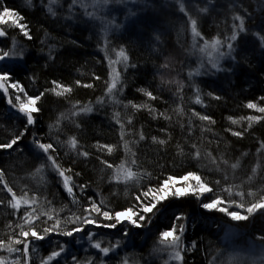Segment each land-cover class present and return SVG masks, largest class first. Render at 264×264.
<instances>
[{"label":"snow or ice","instance_id":"6c2138e0","mask_svg":"<svg viewBox=\"0 0 264 264\" xmlns=\"http://www.w3.org/2000/svg\"><path fill=\"white\" fill-rule=\"evenodd\" d=\"M40 2L47 17L54 21L62 19L67 26L77 22L100 23L103 38V46L100 50L104 52L109 72L104 82V93L96 98L94 104L92 101L87 104H82L80 101L73 102L71 96L74 88L56 79L51 81L52 87L45 88L38 95L29 94L20 77L24 76L33 83L37 80L36 73L33 71L29 75L30 70L27 67L29 60L32 59L30 49L15 36H11V46L0 47V92L3 93L8 105L7 112L0 113V120L11 118L14 121L7 127L4 123H0V132L8 134L4 140H0V153H7L13 168L27 164L28 161L21 160V157L30 158L32 169L27 171L24 178L30 179L35 185L33 187L24 184L19 192L14 190L6 179L5 169L0 167V185H2L0 209H11V215L16 218L15 221L11 219L7 221L5 228L9 231L0 236V264H35L34 257L39 255L41 249L48 254L40 256L39 264H112L114 261L116 264H129L127 256H121V253H126L129 248L142 249L147 240L157 232L158 237L151 252L147 257L142 258L144 264H154L159 254L167 255L164 264H188L187 255L198 249L196 241H192L190 248L185 243L189 222L195 229L202 220L212 219L217 227V234L223 232V239L228 241L243 227L241 222H250L257 217V214L264 218V138L258 139L259 147L255 154V164L250 169L251 174L243 179L237 175V172L242 169V160L249 156V153H242L233 162L227 151L221 152L219 157L207 151L205 144L215 142L219 148V144L224 139L213 132L212 126H215L217 121L211 115L195 109L186 111L182 103L171 110L176 116V123L182 134H187L182 136L183 142L176 143V156L180 158L181 164L195 163L200 165L202 170L186 171L180 177L168 175L166 179H160L154 176L153 172L142 169L138 148L141 142L148 140V136L143 126L139 130L135 129L136 115L147 111L152 119H163L170 125L173 123V115L169 110L160 111L151 103L162 101L163 97L155 95L150 90V86L137 88V92L147 98L145 102L136 103L129 100L125 103L121 99L127 86L124 74L129 69H137L139 65L132 62L128 46L125 44L116 46L112 37L132 28L142 33L144 27L148 26L154 34L156 47L153 52L159 53L162 29L166 23L163 14L170 0H163V3H160V0H70L63 13L60 10L63 9L64 0H46V2L40 0ZM171 2H174L178 6L179 13L186 17L187 27H182L181 31H190L191 50L193 54H200L201 62L195 70L187 73L190 83L186 85L179 79L163 78L160 70L172 68L171 57H166L157 67V74L161 77V90L165 85L169 88L175 85L176 93L183 102L184 88L193 87L194 103L207 107L204 104L202 89L195 83L197 77L208 74L234 76L245 68L256 69L257 64L261 70H264V0H251L255 5L251 10L240 0H230L227 13H230L231 23L229 24L226 19L224 23L227 27L224 34L221 35L218 31L211 38L202 31L201 20L206 22L214 12L223 10L224 5L221 0H190L191 8L195 10L196 15L192 14L188 0H171ZM26 4L34 10L33 0H26ZM120 11H124L123 21H118L117 16L113 15ZM217 27L219 28V25ZM12 30H18L19 34L29 42L34 39L26 17L4 3L0 7V38H8ZM44 35L45 39L40 41L41 53L43 46L48 44L50 34L45 30ZM110 51L115 54V58L109 54ZM47 59L53 62L55 60L51 45H48ZM44 67H49V64L46 62ZM93 78L97 81L101 79L98 75H94ZM75 84L89 89L95 87L94 84L82 83L79 79ZM48 93L68 101L70 108L66 112H61L56 120L48 125L49 142H45V138L39 136L36 126L37 114L44 110L38 102ZM207 96L214 101L224 100V96L212 91H209ZM259 101L249 100L244 105L245 108L259 115L239 117L229 115L226 117L229 124L238 126L239 130L225 127L224 132L243 139L246 134L254 130L256 125H264V95L259 97ZM163 102L167 103V101ZM107 105L113 106L112 123L119 127L120 142L109 144L97 141L92 147L97 153L95 158L103 165L100 169L101 181L105 178L103 173L111 170V175L107 177L108 183L125 185V195L133 200L130 206L119 210L110 206L111 202L100 191H97L95 196L89 194L91 183L76 179L82 176V172L76 171L75 166L90 162L93 156L80 139L84 129L79 118L93 113L96 106L104 108ZM64 121H68L75 131L66 129ZM197 121L200 122L199 125ZM197 127L201 135L194 139ZM159 131L165 133L166 138L154 135L151 137V142L167 150L173 140L172 134L165 128ZM205 133H212L215 139L206 140ZM29 135L32 139L25 143ZM53 136L55 143L51 142ZM121 149L124 152V159L119 164L103 158ZM61 150L63 157L60 156ZM65 158L70 162L67 167L64 165ZM206 159L214 167L202 165L201 162ZM205 167L209 172L217 173L218 178L209 180L203 172ZM49 174L59 178L56 183L67 194L68 204L62 203L60 207H56V194H46ZM152 179H156L157 184L152 185L150 183ZM144 181L149 183L146 185ZM178 181L182 182L179 187H177ZM257 183L260 184L259 187ZM4 193L6 195H3ZM209 193L212 196H206ZM188 196L195 197L198 201L202 210L198 216L191 217L181 213L175 215L170 227L164 230L156 228L155 220L172 207L170 203L165 202L170 198L179 200ZM215 214L222 216L215 218ZM105 229L114 230L116 238L105 241L104 236L107 234L96 231ZM260 231L261 234L256 237L260 242V254L258 257L253 254L251 264H264V227ZM138 238L144 243L137 245ZM255 249L256 244L253 241V253ZM226 251L225 245L223 250L212 258L210 264H216ZM242 261L240 254L233 252L229 254L227 264H242ZM220 264L225 262L221 260Z\"/></svg>","mask_w":264,"mask_h":264},{"label":"trees","instance_id":"16d2710c","mask_svg":"<svg viewBox=\"0 0 264 264\" xmlns=\"http://www.w3.org/2000/svg\"><path fill=\"white\" fill-rule=\"evenodd\" d=\"M46 2V0H45ZM230 0H221L224 5L223 10L214 12L211 17L205 22L201 20V27L204 34L211 38L215 36L219 31L221 35L224 34L227 25L224 21L227 19L230 24V13H227V8ZM244 6L253 9L255 7L251 0H240ZM14 10L19 11L26 17L27 23H29L33 41H27L21 36L18 30H12L8 38H0V47L11 46V36H15L21 43L28 47L32 53V59L28 62L29 75L31 72H35L37 80L33 83L30 79L21 76L26 91L29 94H39L44 91L45 88L52 87L51 81L53 79L59 80L65 85L72 86L74 92L71 96L73 102L80 101L82 104H87L92 101L93 104L97 97L102 96L105 89V80L108 78V63L104 59V52L101 51L103 46L102 33L100 32V23H93V25L82 24L80 22L71 23V26L64 24L63 20H52L46 16L45 9L41 7L40 0H33L34 10L26 4V0H0V7L3 4ZM162 3V2H160ZM61 13L64 10H60ZM163 18L166 21L163 27V35L160 38L159 53H154L153 49L156 47L154 43V34L152 29L145 26L141 33L136 28L129 29L124 33H117L112 37L116 46L119 44H125L129 48L131 60L133 63L139 65L137 69H129L125 73V80L127 86L124 88V93L121 99L125 103L132 100L136 103L147 101V98L137 92L139 87H149L150 90L157 96L163 97V100L151 102L160 111L169 110L173 115V123L170 125L163 119H152L147 111L138 113L135 118V129L139 130L143 126L145 134L148 136L146 142H141L138 148V158L142 166V169H147L154 173V176L160 179H166L168 175L176 177L183 176L186 171H198L202 170L200 165L195 163L188 164L180 163V158L176 156V143L182 141V136H186V133L181 132L179 125L176 123L175 114L171 113V110L181 105L186 111L189 109H195L201 113L211 115L217 124L212 126L213 132L218 133L220 137H223V141L219 144V148L215 142L212 144H205L206 150L211 151L214 156L219 157L221 152L227 151L229 158L234 162L236 158H239L242 153H249V156L244 157L242 160V169L238 170L237 175L243 179L250 175V169L254 166L256 161V150L259 147L258 139L264 138V125H256L254 130L246 134L243 139L232 137L230 133H225V127H233L236 130L238 126H232L226 119L227 116L232 115L234 117L247 116L253 113L244 107L249 101H259V97L264 95V70L259 68L257 64L256 69H243L234 76H226L225 74L217 75H204L195 79V83L202 89V96L204 104L207 107L197 105L194 103V88L185 87L183 90L184 100L181 102L179 95L176 93V86L172 85L171 88L165 85L161 90V77L157 74V67L162 64L166 57H171L172 68L169 70L160 71L163 73V78L179 79L186 85L190 83L187 73L190 70H194L195 59L191 51V35L190 31H181V28H186V17H183L182 13H179L178 8L175 5L167 4L163 14ZM170 21L171 23H167ZM219 25V28L217 27ZM48 31L50 34L48 37V44L43 46V52L40 49L42 47L40 41L45 39L44 32ZM117 37H120L119 39ZM75 41L76 43H73ZM151 42V43H150ZM48 45L53 46V55L55 60L48 61ZM111 52V51H110ZM112 54V53H109ZM157 55L159 58L157 59ZM37 61H39L37 63ZM49 64V67L45 68V63ZM94 75L101 77L100 80H94ZM79 79L82 83H92L94 88L78 87L75 81ZM212 91L216 94L224 96L222 101H214L207 96V93ZM167 101V103L163 102ZM43 107V111L37 114L38 124L36 128L39 130V136L45 138V142H49L47 133L49 131L48 125L53 123L61 112H66L70 108L68 101L58 99L54 95L48 93L42 101L38 102ZM8 105L3 93L0 92V113H6ZM113 106L107 105L104 108L96 106V110L87 115L79 118L84 129L80 134L82 143L87 149L93 153L90 162L81 163L75 166L76 171H81L82 176L77 177V181H83L91 183L89 194L95 196L97 191H100L105 198L111 203L110 206L117 208L118 210L124 207L130 206L133 200L125 195L126 187L123 184L117 185L115 182L108 183L107 177L111 175V170H106L104 180L101 181L100 169L103 165L95 157L97 153L92 147L97 141L101 143L118 144L119 140V127L112 123ZM14 111V110H13ZM121 111H123L121 109ZM131 111V110H129ZM190 114V113H189ZM127 117L125 116L124 119ZM186 122V118H185ZM0 123H4L7 127L14 123L11 118L0 120ZM66 129L75 131L74 127L68 122L64 121ZM199 125V121L196 122ZM246 126V125H245ZM161 128L168 129L173 137V140L165 150L162 146L152 144L151 137L159 136L166 138V134L160 132ZM6 132H0V140H4L7 137ZM201 135L199 127L195 131L194 139L199 138ZM206 140H214L212 133H205ZM62 139L64 137H61ZM32 139L29 135L25 143ZM51 142L55 143V136L52 137ZM134 150H137L134 148ZM60 156L63 157V150L60 151ZM109 162L119 164L124 159L123 150L115 152L111 156H104ZM175 158V163H174ZM21 160H27V164L23 167L13 168L11 161L7 153H0V167H3L6 171V179L10 182V185L14 190L18 191L24 184H29L35 187L34 182L30 179H25L27 171L32 169V162L30 158L21 157ZM69 161L65 158V167L69 166ZM202 165L208 167H214L210 164L209 160L201 162ZM163 166V167H161ZM204 174L209 180H215L218 178V174L215 172H209L208 168H203ZM58 177L54 174H49V183L47 185L46 194H56V207H60L61 204H68L69 200L66 199V193L62 187L56 183ZM156 179L151 180V184H157ZM147 185L149 182L144 181ZM260 184L257 183V187ZM2 188V185H0ZM219 191V190H217ZM3 195H6L4 193ZM226 196V194H224ZM207 196H212L211 193ZM99 199V197H97ZM238 199V198H237ZM250 199V198H249ZM171 208L163 216H159L155 220L156 228L164 230L171 226L175 215L186 214L191 217H196L202 211L199 208V203L195 197L188 196L179 200L170 198L169 201ZM11 209H0V236L6 231L5 224L9 219L15 221V217L11 215ZM212 216V214H206ZM222 214H215V218L221 217ZM227 219V218H224ZM229 223H235L229 221ZM243 227L228 241L223 239L224 233L217 234V227L212 222V219L207 221H201L195 229L192 228L191 222L186 232V245L190 248L192 241H196L198 249L195 252H190L186 259L188 264H210L212 258L223 250V246H227V251L224 255L217 260L216 264H220L223 260L227 264L228 254L233 250L231 246L241 245L243 250L248 248L249 244L255 241V244L260 245V242L256 240V237L261 234V228L264 227V218H261L257 214L256 218H253L250 222H241ZM243 230V231H242ZM102 234H109V240L115 237L114 232H108V230H96ZM155 232V229H154ZM158 237V232L147 240L146 245L140 249L129 248L125 255H130L135 259L143 261V257H147L151 252L155 240ZM6 238V237H5ZM107 240V237H104ZM144 241L137 239L136 244L141 245ZM50 251V249H49ZM47 251L41 249L38 256L34 257L35 264H39L40 256L47 255ZM242 255V264H247L249 261L246 253H240ZM247 256V257H246ZM227 258V259H226ZM154 264H160L158 261H154Z\"/></svg>","mask_w":264,"mask_h":264},{"label":"rangeland","instance_id":"374dc122","mask_svg":"<svg viewBox=\"0 0 264 264\" xmlns=\"http://www.w3.org/2000/svg\"><path fill=\"white\" fill-rule=\"evenodd\" d=\"M70 2V0H64V3H63V9L62 10H66L67 9V5H68V3ZM160 2H162L163 3V0H160ZM168 4H170V5H175L177 8H178V6L174 3V2H171V0H170V2L168 3ZM188 6H189V8L192 10V14L193 15H196V12H195V10L194 9H192L191 8V2H190V0H188ZM113 15H116L117 16V18H118V21H123V19H124V11H120V12H118V13H113ZM81 18L83 19V16H82V11H81ZM98 21H96V22H93V23H97ZM80 23H82V22H80ZM93 23H89L90 25H93ZM82 24H85V23H82ZM94 26V25H93ZM101 28H102V26L100 25V27H99V29H100V32H101ZM192 51V50H191ZM110 53H112V52H110ZM110 55H112L113 56V58H115V54L114 53H112V54H110ZM192 55H194V59H195V67H194V70L198 67V65H199V63L201 62V58H200V54L199 53H195V54H193V52H192ZM206 59V58H205ZM204 76V75H203ZM203 76H200V77H203ZM200 77H198V79H200ZM182 182L181 181H178V183H177V187H179L180 186V184H181ZM206 196H207V194H206ZM207 202V201H206ZM239 211H242V210H239ZM243 231V230H242ZM108 232H114V230H108ZM104 237H110L111 238V236L108 234V235H105ZM116 237H113L112 238V240H114ZM107 240H109V238L107 239ZM107 240H105V241H107ZM232 248V252L231 253H233V252H238L239 254L240 253H246V255L248 256V258H249V261L247 262V264H251V259H252V256H253V254L255 255V256H259V254H260V248H259V245H257L256 244V249H255V252L253 253V250H252V244H249L247 247V249L245 248L244 250H243V248L241 247V245H238V246H231ZM94 251V250H93ZM121 256H125V254L124 253H121ZM126 256H127V258H128V261H129V264H141V260H138V259H135L134 257H131L130 255H127L126 254ZM240 256L242 257V255L240 254ZM246 256V257H247ZM162 257V258H161ZM228 258H229V254H228V256H227ZM167 259V255L166 254H159V256H158V258H155V260L154 261H158L160 264H164V261ZM227 259V258H226ZM142 263H144V261H142ZM112 264H116V262L114 261V262H112Z\"/></svg>","mask_w":264,"mask_h":264}]
</instances>
